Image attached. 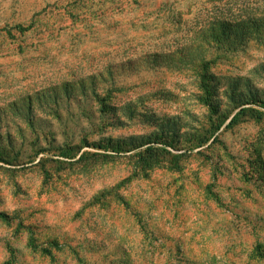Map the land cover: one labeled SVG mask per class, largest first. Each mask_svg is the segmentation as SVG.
I'll use <instances>...</instances> for the list:
<instances>
[{"label":"rangeland","instance_id":"rangeland-1","mask_svg":"<svg viewBox=\"0 0 264 264\" xmlns=\"http://www.w3.org/2000/svg\"><path fill=\"white\" fill-rule=\"evenodd\" d=\"M0 264H264V0H0Z\"/></svg>","mask_w":264,"mask_h":264},{"label":"trees","instance_id":"trees-1","mask_svg":"<svg viewBox=\"0 0 264 264\" xmlns=\"http://www.w3.org/2000/svg\"><path fill=\"white\" fill-rule=\"evenodd\" d=\"M236 116H237V114L233 117V119L231 120V121H233V120H235L236 119ZM159 140V139H158ZM158 140H156V141H154L155 142V144L156 143H159V141ZM145 141V140H144ZM144 141H141V143H143ZM204 141H206V140H204ZM150 143H151V141H149ZM94 147H99V148H101V147H105V148H107V147H111V148H114L115 150H117V147H115V146H106L105 144H102V143H100V142H98V143H94V144H92ZM142 145H145V144H141V145H139V146H137L136 148H138V147H141ZM156 149H158V148H155L154 146H152V145H149V146H147L146 147V149H145V152H152V151H156ZM161 150H165L164 148H161ZM64 155H70V154H64ZM139 156H141V153L139 154ZM5 216V215H4Z\"/></svg>","mask_w":264,"mask_h":264}]
</instances>
